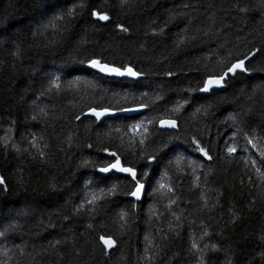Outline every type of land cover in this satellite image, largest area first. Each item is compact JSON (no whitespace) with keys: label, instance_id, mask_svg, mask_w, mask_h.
I'll list each match as a JSON object with an SVG mask.
<instances>
[{"label":"trees","instance_id":"obj_1","mask_svg":"<svg viewBox=\"0 0 264 264\" xmlns=\"http://www.w3.org/2000/svg\"><path fill=\"white\" fill-rule=\"evenodd\" d=\"M46 3V7L37 8L32 0L0 1V138L7 134L21 148L20 153L10 146L5 151L0 141V175L6 178L9 189L6 194L0 193V231L5 232L0 237V248L14 251L8 258L0 256V261L194 264L189 252L191 241L194 237L202 244L199 237L207 228L213 233L211 242L221 246L213 264H224L228 258L233 264H264L260 256L264 252L260 240L264 235V185L256 186L259 182L249 160L258 161V152L237 135V153L228 158L224 144L241 128L244 132L254 131L257 143L264 146V89L256 87L264 83V72L252 73L251 81L241 77L232 87L211 96L183 91L196 87L206 72H218L221 53L246 52L253 45H264L262 0H126L124 7V0ZM81 4L85 5L83 11L79 9ZM184 4L195 7L185 9ZM73 7L77 8L75 19L54 21L55 15ZM89 7L109 12L113 20L129 27L130 33H119L111 24L94 28L89 22ZM239 7L246 11H239ZM209 27L207 35L198 31ZM92 56L117 65L130 63L147 75L139 84L127 79L110 81L80 65L79 61ZM262 64L264 61L256 60L250 67L259 69ZM168 71L176 75L168 77ZM49 76L61 77L59 91H45ZM41 92L45 94L41 96ZM144 92L148 93L146 97L141 95ZM157 96L165 99L157 100ZM186 98H191L189 106L178 114L170 112L175 103H183ZM140 102L149 107L132 116L109 119L102 127L93 117L75 119L90 107H135ZM204 106H209L206 114ZM230 116H236V122ZM145 117L157 121L147 125L152 133L149 140L156 141L148 147V153L163 141H170L169 148L174 147L175 154L197 162L195 175L186 161L178 179L175 166L168 163L174 153L168 152L167 158L153 162L147 169L149 180L141 202L117 195L109 197L95 213L81 210L77 214L75 207L88 195L86 185L90 179L92 189L114 183L119 184L121 193L131 189L130 180L123 175L113 173L101 181L98 178L102 174L94 171L93 164L83 167L82 162L87 159L99 167L108 161L107 155L98 151L99 139L103 138V146L118 151L122 161L142 170L145 161L134 154L138 146H129L131 133L125 132L126 125ZM163 118H178L179 128L160 129L158 120ZM113 125L121 131L117 133ZM29 134L42 137L41 146L48 145L43 162L30 148ZM193 136L202 139L205 146L211 140V161L190 150L185 152ZM88 144L93 147L89 149ZM244 147L248 151H242ZM25 148L30 152H24ZM196 176L200 177L198 188L194 187ZM161 178L173 186L172 193L156 191ZM201 193L210 206L216 207L202 210ZM170 199L176 200L171 209L166 207ZM229 209L240 216L234 225ZM121 212L128 213L123 221L119 218ZM172 212L180 217L179 222ZM170 223L179 224L175 228L178 236L169 232ZM221 231L223 238L215 235ZM164 234L169 238L165 240ZM101 235L117 242L111 251L103 248L98 239ZM57 240L61 243L53 247ZM17 245L24 249L23 254ZM146 248L152 261L146 259Z\"/></svg>","mask_w":264,"mask_h":264},{"label":"snow or ice","instance_id":"obj_2","mask_svg":"<svg viewBox=\"0 0 264 264\" xmlns=\"http://www.w3.org/2000/svg\"><path fill=\"white\" fill-rule=\"evenodd\" d=\"M33 6L37 8L46 7L47 3L46 0H32ZM90 2V0H89ZM122 7L126 6V0H124V3L121 5ZM183 7L185 9L187 8H194L195 6L191 4H184ZM211 7V6H209ZM261 7L264 8V0H262ZM85 8L84 4L79 5L80 11H83ZM89 17H90V23L92 26L96 29L100 28H107L110 24L114 26V29L118 31L119 33H130V28L127 27L124 23L118 22L113 20L112 15L107 11H101L94 7H89ZM239 11L243 12L246 11L245 7H239ZM77 15V8L73 7L72 9H66L62 10L61 14L54 16V21H60L64 20L65 17H69L71 19H75ZM172 19H175V17H171ZM209 19L214 21V17H209ZM189 23H191V20H189ZM50 25L53 24V21L49 22ZM185 31H187V28H185ZM198 31H203L205 35L208 34V32L211 31V27H209L207 30L205 29H199ZM195 38V37H193ZM82 43H86V41H82ZM179 47V45H177ZM256 60L264 61V45L260 47H256L255 45L248 48L246 52H240V53H234L233 51L229 50L226 54L221 53V59L217 61V65L219 67L218 72H212L204 74L200 81L197 83L196 87H189L185 88L183 91L185 93L187 92H198L201 94H207L208 96L214 95L217 90H227L229 87H232L237 81L240 80L241 77L247 78L249 81L252 79V73L259 70L261 72H264V64L261 65L259 69H255L250 67L252 63ZM81 66H86L88 69L94 70L97 75L107 77L110 79V81L114 80L116 82L123 81L125 79L129 80L133 84H139L141 80L147 75L146 73L138 70L136 67H134L130 63H121L119 65L114 63H109L106 60L92 56L86 59V61L81 60L79 61ZM205 69H207V65H205ZM61 71H64V69H60ZM71 71H75V69H71ZM199 71V69H197ZM168 77H173L176 75V73H173L172 71H168L165 73ZM49 87L45 89L46 92H51L53 88L57 91L61 88V77L60 76H49L48 78ZM71 86V83L69 84V87ZM257 88L264 89V83L257 85ZM45 92H41V96H43ZM142 96H147L148 93L144 92L141 93ZM126 98V95H125ZM135 99V97H134ZM157 100H164L165 98L163 96H157ZM191 104V98L184 99L183 103H175L173 107H171L170 112L173 114H178L181 112L182 109H185L186 106H189ZM149 105L140 102L135 107H104V106H95L90 107L88 109L87 113H81V115H77L75 117L76 120H81V116H90L94 118V122L97 123L98 126H105L109 119H117L121 118L119 116L120 113H134V112H142L143 109L148 108ZM209 106L203 107V112L206 114L208 112ZM201 108H197V112H201ZM41 112H44V109H40ZM249 113H251V109H249ZM33 121L37 119L35 115L31 117ZM123 119H134L131 117H123ZM230 120L233 122H236L237 117L236 116H230ZM157 123L155 119L148 120L147 117L144 119H140L134 123L126 125L127 131L125 132V135H128L131 133V138L129 141V146L136 148L138 146V152L134 153L136 155H139V158L143 161H145L142 170H138L137 167L131 166L128 163H125L122 161L121 154L118 153V151L110 150L108 147L103 146L104 141L103 138L99 139L100 147L98 148L99 152L105 153L108 157V161L104 164H102L99 167H95L94 163L90 160H84L82 162L83 167H87L90 164H93L94 171L102 174L98 179L99 180H105L108 179L109 176L106 174L111 173H117V174H124L125 179L130 180L132 187L130 190L120 192L119 191V184H112L111 186L107 187H99V185L96 186V189H92L91 186L93 184V181L90 179L88 181V184L86 187L89 188L88 195L80 202L79 205L75 207V212L79 214L81 210H88L93 213L98 211L99 206H101L104 202L108 201L109 197H115L117 195H123L126 197H132L135 201H141L142 196L145 193L146 184L149 180V171L147 169L151 168L153 162L159 163L162 159H165L168 157V152L174 153V158L169 159L168 163L170 166H175L176 172H177V178L179 179V173L182 171L181 165L184 164L187 161V156L183 154H175L176 149L169 148L170 141H163V143L159 144L158 146L153 147V151L151 153H148L147 149L150 145H155L156 141H150L149 137L152 135V133L149 131V128L147 127L148 124H154ZM159 128L160 129H178V118H168V119H159L158 120ZM264 126V125H262ZM113 129L119 133L121 131L120 128L114 127ZM12 129H9V132H11ZM153 131H158L157 129H153ZM31 135V140H29V145L31 149H35L40 160L43 162L46 157V152L44 151L45 148L48 147V145L45 143L41 146L39 143L40 140H42V137H38L36 135ZM237 135H241L242 138L247 142L248 145H251L253 149H255L258 152V161L257 159H252L249 157V160L251 162V166L255 171L256 175V181L259 183L256 184V186L259 188L261 185H264V146H261L257 143L255 132L252 133L244 132L241 128H237L236 131L232 134L231 137H229V140L224 141L225 144V151L228 158H232L234 154L237 153ZM138 137V139H137ZM121 141H123V137H119ZM71 137H69V140ZM0 141H2L3 148L5 151L9 150V146L11 147L12 151H15L16 153L21 152V148L12 141L11 137L9 135H5L4 137L0 138ZM87 147L91 149L93 147L92 144H88ZM165 149H168V151H165ZM190 150L191 152L197 153L201 158L206 159L208 161H211L213 159V156L211 155L212 152V144L211 140L208 141V145L205 146V142L200 139L197 136L191 137L190 141L187 143V147L185 149V152ZM242 151H248L247 147H244L241 149ZM24 152H30L29 148L23 149ZM36 157L34 156L33 159ZM187 166L192 169L193 175H195L197 162L195 160L187 161ZM201 168L204 167L203 164L199 165ZM165 176H167V173H165ZM199 176H196L194 187H199ZM248 180L250 182L252 181V177L249 176ZM241 183L243 184V180H241ZM52 191H57L56 185L53 184L51 186ZM8 186L6 178L3 175H0V193L6 194L8 192ZM157 192H162L164 194L172 193L174 191L173 186L167 184L163 181V178H161V182H159L158 188L156 189ZM220 195H223L222 193ZM219 196L217 197V203L219 202ZM200 199L204 202L202 205L203 209H209L215 208L216 204L209 205L208 199L205 197L204 193H201ZM176 203V200L170 199L167 208L171 209V206ZM252 204L255 203V200L251 201ZM133 207H135V204H133ZM229 211L232 214V220L230 221L231 224H235L239 219L240 216L237 215L235 211L232 209H229ZM249 211H251V208H249ZM127 212H121L119 214L120 220H125L127 217ZM172 216L175 217V220L179 222L180 217L175 213L172 212ZM14 227V226H10ZM54 227V225H53ZM89 228L92 227V225H88ZM179 227V224L177 223L175 226L171 223L169 224V232L174 233L176 236L179 235V232L175 231V228ZM215 235H219L223 238V231L215 233ZM5 232L0 231V237H4ZM213 236V233L210 232L207 228H204L201 232V235L199 237L200 241H203L201 244L198 242L194 237L191 241L189 252L194 256V264H213V261L217 259V254L221 252V246L218 242H211V238ZM163 238L166 240L168 239V234H164ZM207 238V240H206ZM99 241L102 242L104 249H112L116 245V241L111 237H105L103 235L98 237ZM147 239V237H146ZM261 243H264V235L260 237ZM61 241L57 240L55 242V245H52L55 247L56 245H59ZM19 248L20 253H24V249L20 247L19 245L16 246ZM149 249H145L146 253V259L148 261L153 260V256L147 255ZM10 254H14L13 249L8 248H0V256H3L5 258H8ZM107 254V253H105ZM260 256L264 258V252L260 253ZM0 264H4V262L0 261ZM224 264H233V259L228 258Z\"/></svg>","mask_w":264,"mask_h":264},{"label":"water","instance_id":"obj_3","mask_svg":"<svg viewBox=\"0 0 264 264\" xmlns=\"http://www.w3.org/2000/svg\"><path fill=\"white\" fill-rule=\"evenodd\" d=\"M1 1V0H0ZM94 71V70H93ZM88 112V110L85 112V113H87ZM138 112H134V113H120L119 114V116H132V115H135V114H137ZM87 117H90V116H87ZM163 119H168V118H163ZM163 130H173V129H163ZM111 174H113V173H111ZM111 174H106V175H111ZM115 174H117V173H115ZM118 175H123L124 176V174H118ZM143 197H144V195L142 196V199H141V201L143 200ZM132 200H134V198H132V197H130ZM135 201V200H134ZM141 201H135L136 203H138V202H141ZM108 252L109 251H111V249H106Z\"/></svg>","mask_w":264,"mask_h":264}]
</instances>
